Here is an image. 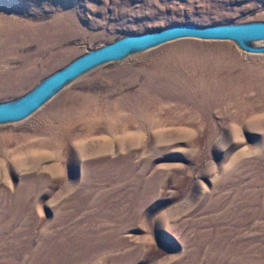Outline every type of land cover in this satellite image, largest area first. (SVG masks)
Returning <instances> with one entry per match:
<instances>
[{"label": "rangeland", "instance_id": "1", "mask_svg": "<svg viewBox=\"0 0 264 264\" xmlns=\"http://www.w3.org/2000/svg\"><path fill=\"white\" fill-rule=\"evenodd\" d=\"M252 21H264V0H0V102L127 34ZM183 43L227 44L240 65L264 57L231 40H174L97 66L0 123V264H264V113L150 114L174 104L148 85L151 59L172 47L210 53ZM51 108L65 126L33 130Z\"/></svg>", "mask_w": 264, "mask_h": 264}, {"label": "bare ground", "instance_id": "2", "mask_svg": "<svg viewBox=\"0 0 264 264\" xmlns=\"http://www.w3.org/2000/svg\"><path fill=\"white\" fill-rule=\"evenodd\" d=\"M181 45L205 47L210 53L200 59H188L178 55V51L172 47L151 59L150 66L146 69L148 85L159 93V96L174 101V104H169L166 100L159 102L156 108H153V114L150 109L155 122L162 121L163 118L179 120L183 117L180 109H185L190 115H197L195 110L200 105L205 106L207 120L212 119L217 112L225 118L242 109L244 117L248 118L259 112L264 113V57L255 58L252 66L250 63L247 65V62L240 65L241 60L227 50V44ZM238 65L244 69L235 74L233 71ZM247 79L253 86L251 89L246 87ZM250 100L254 101L252 106L247 105ZM66 115L65 113L63 120V115L51 108L44 115L45 118L34 124L32 129L43 133L55 132V123L67 121L69 117ZM111 121L120 120L118 117H112ZM65 124L64 122L63 127Z\"/></svg>", "mask_w": 264, "mask_h": 264}, {"label": "water", "instance_id": "3", "mask_svg": "<svg viewBox=\"0 0 264 264\" xmlns=\"http://www.w3.org/2000/svg\"><path fill=\"white\" fill-rule=\"evenodd\" d=\"M183 38L231 40L243 51L260 54L264 53V44L251 43L264 41V21L208 25L177 22L157 30L124 35L75 57L14 101L0 102V123L16 122L26 118L61 87L97 66L119 60L136 51Z\"/></svg>", "mask_w": 264, "mask_h": 264}]
</instances>
